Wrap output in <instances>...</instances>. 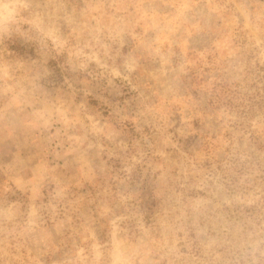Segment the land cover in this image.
<instances>
[{
	"label": "rangeland",
	"instance_id": "374dc122",
	"mask_svg": "<svg viewBox=\"0 0 264 264\" xmlns=\"http://www.w3.org/2000/svg\"><path fill=\"white\" fill-rule=\"evenodd\" d=\"M0 264H264V0H0Z\"/></svg>",
	"mask_w": 264,
	"mask_h": 264
}]
</instances>
